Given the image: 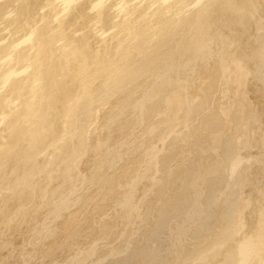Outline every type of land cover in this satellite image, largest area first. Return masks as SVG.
Segmentation results:
<instances>
[{"label":"bare ground","instance_id":"bare-ground-1","mask_svg":"<svg viewBox=\"0 0 264 264\" xmlns=\"http://www.w3.org/2000/svg\"><path fill=\"white\" fill-rule=\"evenodd\" d=\"M0 264H264V0H0Z\"/></svg>","mask_w":264,"mask_h":264}]
</instances>
